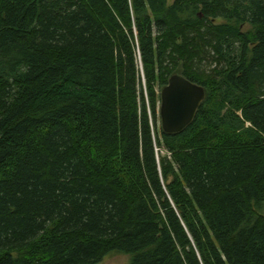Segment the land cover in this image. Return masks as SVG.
I'll return each instance as SVG.
<instances>
[{"label": "trees", "instance_id": "1", "mask_svg": "<svg viewBox=\"0 0 264 264\" xmlns=\"http://www.w3.org/2000/svg\"><path fill=\"white\" fill-rule=\"evenodd\" d=\"M170 1L0 0V264H264V0Z\"/></svg>", "mask_w": 264, "mask_h": 264}, {"label": "water", "instance_id": "2", "mask_svg": "<svg viewBox=\"0 0 264 264\" xmlns=\"http://www.w3.org/2000/svg\"><path fill=\"white\" fill-rule=\"evenodd\" d=\"M204 87L174 75L161 91L159 114L165 134H179L195 120L197 112L205 101Z\"/></svg>", "mask_w": 264, "mask_h": 264}, {"label": "rangeland", "instance_id": "3", "mask_svg": "<svg viewBox=\"0 0 264 264\" xmlns=\"http://www.w3.org/2000/svg\"><path fill=\"white\" fill-rule=\"evenodd\" d=\"M173 2L174 0H171L170 4H172ZM226 23H228V21L222 19H218L215 21V24H226ZM242 27L244 31L251 30V26L248 24H244ZM162 89L163 88L158 87L157 91L160 93ZM158 125H159V129L162 130V121L160 114H159ZM161 154L168 155V153L165 150L161 151ZM258 212L261 215H264V205H262V207L258 209ZM131 261H132V257L129 255L119 252H112L105 257L104 261L101 264H131Z\"/></svg>", "mask_w": 264, "mask_h": 264}]
</instances>
